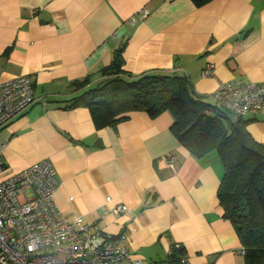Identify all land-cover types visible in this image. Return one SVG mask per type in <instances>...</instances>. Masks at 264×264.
<instances>
[{"label": "crops", "instance_id": "obj_1", "mask_svg": "<svg viewBox=\"0 0 264 264\" xmlns=\"http://www.w3.org/2000/svg\"><path fill=\"white\" fill-rule=\"evenodd\" d=\"M122 48L127 73L186 77L214 106L223 84L264 83V0L201 8L191 0H0V80L26 76L35 96L0 132L7 175L50 162L62 215L124 235L135 259L167 264L182 246L185 264H244L217 198L223 165L181 147L169 113H134L116 129L96 130L87 109H64L78 95L70 84L110 65ZM247 121L264 145V115ZM119 205L128 211L115 213Z\"/></svg>", "mask_w": 264, "mask_h": 264}, {"label": "trees", "instance_id": "obj_2", "mask_svg": "<svg viewBox=\"0 0 264 264\" xmlns=\"http://www.w3.org/2000/svg\"><path fill=\"white\" fill-rule=\"evenodd\" d=\"M212 1L191 0L197 8ZM69 88L78 95L66 101L64 109H87L96 130L116 129L134 113L153 120L169 113L172 135L193 158L201 160L215 153L224 168L217 194L223 218L240 239L244 264H264V145L247 131L253 121L208 105L186 77L127 73L123 48L114 52L110 65L72 82ZM228 114L235 119L230 120ZM185 261V249L174 246L167 264Z\"/></svg>", "mask_w": 264, "mask_h": 264}, {"label": "built area", "instance_id": "obj_3", "mask_svg": "<svg viewBox=\"0 0 264 264\" xmlns=\"http://www.w3.org/2000/svg\"><path fill=\"white\" fill-rule=\"evenodd\" d=\"M141 14L148 15L145 10ZM211 69L203 76L209 77ZM34 103L28 77L0 80V132ZM215 107L240 118L264 115V83L223 84ZM6 145L0 141V264H149L132 257L124 235L107 236L82 217L62 215L54 200L59 182L50 162L7 175ZM127 211L124 205L114 210Z\"/></svg>", "mask_w": 264, "mask_h": 264}, {"label": "rangeland", "instance_id": "obj_4", "mask_svg": "<svg viewBox=\"0 0 264 264\" xmlns=\"http://www.w3.org/2000/svg\"><path fill=\"white\" fill-rule=\"evenodd\" d=\"M215 104H216V103H215ZM214 106H215V105H214ZM228 117H229V119L232 120V121L235 119V117H234L232 114H228ZM248 118H249V117H246V118H244V120L247 121ZM223 121L226 122L225 120H223ZM211 156H216V154L213 153V154H211ZM28 193H30V192L28 191Z\"/></svg>", "mask_w": 264, "mask_h": 264}]
</instances>
